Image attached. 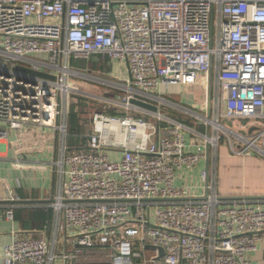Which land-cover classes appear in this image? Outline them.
I'll list each match as a JSON object with an SVG mask.
<instances>
[{
	"label": "built area",
	"instance_id": "built-area-1",
	"mask_svg": "<svg viewBox=\"0 0 264 264\" xmlns=\"http://www.w3.org/2000/svg\"><path fill=\"white\" fill-rule=\"evenodd\" d=\"M94 64L126 66L128 77ZM200 84L199 108L167 96ZM105 86L115 87L111 100L98 96L109 109L71 134V108L80 114L91 88ZM166 105L212 124V134ZM221 129L242 138L235 155L264 152V0H0V160L58 178L44 204L54 219L38 236L13 229L2 264H250L264 242V197L219 192L210 151ZM209 160L203 195L176 185ZM21 202L0 204V216L14 220Z\"/></svg>",
	"mask_w": 264,
	"mask_h": 264
},
{
	"label": "crops",
	"instance_id": "crops-1",
	"mask_svg": "<svg viewBox=\"0 0 264 264\" xmlns=\"http://www.w3.org/2000/svg\"><path fill=\"white\" fill-rule=\"evenodd\" d=\"M110 71V70H106ZM186 85L173 86L169 90V94L167 95L171 101H174L182 106H193V104H199L194 99L192 93H188ZM180 95V98H175V96ZM204 98V96H203ZM206 102L205 98L200 103V106ZM192 103V104H191ZM199 106V107H200ZM198 107V108H199ZM200 126H204L203 124ZM205 128V127H204ZM193 150V147L189 148ZM224 155H222L219 160H217L216 171L218 174V189L221 194L225 193L226 196H234V195H264V181L261 184H258L257 187H250L245 185L242 169H249L251 174L255 177V175L262 176V180H264V168L259 169V166L264 167V160L259 159L258 156L254 154H247L245 156H230L228 153V149L223 147ZM23 158L26 159H36L40 158L41 160H48L52 153H33V152H23ZM212 161V160H211ZM219 163L222 164V168L220 169ZM212 162L203 161L201 165L192 170H186L183 174L185 179L178 178L176 180L177 186L189 185L193 190L192 197H200L203 195V190L200 188L202 185L201 182H198L197 175L200 176V170L207 165H211ZM226 164L230 165L231 168L228 169L230 172H235L236 182H233V185H228L223 179L225 175H223L222 181L219 182V177L221 172L225 174ZM236 165V166H235ZM244 167V168H241ZM240 171V172H239ZM196 173L193 175V173ZM239 173H242V177H237ZM181 177V176H180ZM239 182H242L240 184ZM236 183V184H235ZM239 183V184H238ZM58 186V178L57 175L52 171L43 170H31V169H18L13 165L12 160H0V204H4L5 202L10 201L15 196L21 197V202L18 207H16L15 212L18 210L27 211L34 209H47V204L52 201L54 192ZM223 194V195H225ZM28 200V201H27ZM33 200V201H31ZM44 205V206H41ZM51 209V208H50ZM25 213V212H23ZM16 214V213H15ZM22 216V215H21ZM54 219V211L52 218L48 221H52ZM27 218L23 214V217L17 218L15 215L14 220H7L0 216V264L3 261V252L4 247L9 244L12 237L13 229L20 230L24 235H42L45 231V223L43 227H37L32 220L27 221ZM35 225V226H34ZM48 239L51 237V231L47 230ZM156 253V249L152 247H147V255L152 256ZM248 259L251 261L250 264H264V242L259 243L258 250L255 252H251L248 254Z\"/></svg>",
	"mask_w": 264,
	"mask_h": 264
},
{
	"label": "rangeland",
	"instance_id": "rangeland-1",
	"mask_svg": "<svg viewBox=\"0 0 264 264\" xmlns=\"http://www.w3.org/2000/svg\"><path fill=\"white\" fill-rule=\"evenodd\" d=\"M109 70H110V72H115L116 74L119 73V76H115L119 80H124V79H126L128 77V71H127V67L126 66H119L118 68H116L115 65H112V66L109 67ZM201 78H202V75L199 76L200 80H201ZM202 87H203V85L200 84V85H196L195 87H190V88L187 89V92L189 94L192 93L193 96H194V99L197 101V103H199V104H193L196 108H198L200 106V103L204 100V98H203L204 94H203ZM94 88H91L92 91L95 90L94 96H91L90 99H88L90 105L87 104L88 106H85V107L81 108V111H82L81 120H83V121H88V119L93 114L95 109H98V110L109 109V107L105 106V104H102L99 101V97H98L99 95H105L106 98H108L109 100L114 98V95H112L111 90H112V88L115 89V87H113V86L112 87L105 86V87L97 88V89H94ZM120 91H122L121 99H124V97L126 98L129 95L128 91L126 89H121ZM180 97H181L180 95L175 96V98H180ZM162 110H163L164 113H167V114H169V115H171L173 117L179 118V119H181L183 121L185 120L187 123L191 124L192 126L199 127L198 126L199 120L194 118L193 114L191 112L181 111V110H178V109L173 108V107L171 108V107H169V105L162 106ZM238 122L239 121H232V120H229V119H222L221 120V123L223 125L228 126L230 128H233L237 132L239 131V132H242L243 134H245L244 131L239 130ZM241 122L245 123L246 121H241ZM208 126H209V129H210L209 132H210V134H212V124H210ZM208 126L207 125L205 126V128L203 130L204 132L208 131V128H207ZM216 135H217V133H215V136ZM220 135H222V137H221L220 145H219L218 149H215V150L211 149V151H210L212 153V155L214 156V160L213 161H214L215 169H216V165H217V160H219V158H221L222 155L225 154L224 150H223V147H226L228 149L229 155L233 156V157L237 156V155H235V153H233V150L231 148L232 143H233V146H234V148H233L234 150H237V145L239 147H243V140H241L242 138L240 136H237V135H235L233 133H230L228 131L226 132L224 129L220 130ZM188 136L190 137L189 134H188ZM249 153H251V151ZM251 154H254L255 156H258L259 159L261 158V159L264 160V152H254V151H252ZM245 155H242V156H245ZM110 156L114 157L115 153L114 154H110ZM226 166H227L226 172H225V174H223L221 172V175L219 177V182L222 181L223 175H225V177L223 178L225 180V182L228 183V185H233L232 181L233 182L237 181L235 179V176H236L235 172H233V171L230 172L231 170L228 171V169L231 168V166L226 164L224 167H226ZM219 167L221 169L222 168V164L219 163ZM241 168H244V167H241ZM263 168H264L263 166H259V169H263ZM242 173H243V178H244L243 182L247 186L257 187L258 184H261L264 181V180H262V176H259V175L256 174L255 177H254L251 174V171L249 169H245V168L242 169ZM242 173L241 174L239 173V175H237V177L241 178L242 177ZM195 174L196 173L194 172L193 175H195ZM196 178H198V180H197L198 182H201L199 174L197 175ZM239 183L242 184V182H239ZM223 194H225V193H223Z\"/></svg>",
	"mask_w": 264,
	"mask_h": 264
},
{
	"label": "trees",
	"instance_id": "trees-1",
	"mask_svg": "<svg viewBox=\"0 0 264 264\" xmlns=\"http://www.w3.org/2000/svg\"><path fill=\"white\" fill-rule=\"evenodd\" d=\"M79 66L83 67V63H76ZM90 68L92 70H100V71H105V70H109V67L105 66V65H97L94 64L92 66H90ZM115 111H111V113L113 114ZM81 113L79 114V112H76V108L75 106H73L71 108L70 114H69V121H70V126H71V134H75V133H81L84 132L86 130H88V126H85V124H83L80 120H81ZM200 130H204V126L199 127ZM70 143H76V140L74 139V137H70ZM25 212V213H23ZM23 214L25 215V217L27 218V221L32 220L33 223L37 226V227H43L44 223L46 221H48L49 219L52 218L53 215V211L50 208L47 209H34V210H27V211H22V210H18L16 211V217L20 218L23 217ZM22 215V216H21ZM26 221V222H27ZM46 224V223H45ZM34 225V226H35Z\"/></svg>",
	"mask_w": 264,
	"mask_h": 264
},
{
	"label": "water",
	"instance_id": "water-1",
	"mask_svg": "<svg viewBox=\"0 0 264 264\" xmlns=\"http://www.w3.org/2000/svg\"><path fill=\"white\" fill-rule=\"evenodd\" d=\"M131 102H133V103H135L137 105H140L142 107H145V108H150V109L155 110V111L158 110V106L150 104V103L142 102V101H139V100H136V99H131ZM263 197H264V195H258V196L257 195H246V196L245 195H240V196H236V197H232V198H237V199H240V198L258 199V198H263ZM31 201H33V200H31ZM158 249L160 250V256H163L164 255V249L162 247H158Z\"/></svg>",
	"mask_w": 264,
	"mask_h": 264
},
{
	"label": "bare ground",
	"instance_id": "bare-ground-1",
	"mask_svg": "<svg viewBox=\"0 0 264 264\" xmlns=\"http://www.w3.org/2000/svg\"><path fill=\"white\" fill-rule=\"evenodd\" d=\"M215 125L217 126V124L215 123Z\"/></svg>",
	"mask_w": 264,
	"mask_h": 264
}]
</instances>
